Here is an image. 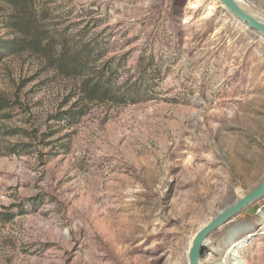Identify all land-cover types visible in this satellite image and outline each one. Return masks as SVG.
Here are the masks:
<instances>
[{"label": "rangeland", "instance_id": "1", "mask_svg": "<svg viewBox=\"0 0 264 264\" xmlns=\"http://www.w3.org/2000/svg\"><path fill=\"white\" fill-rule=\"evenodd\" d=\"M237 1L264 22V0ZM30 3L0 0V41L22 45L0 63V264H189L198 232L264 181V37L220 0ZM72 40L118 84L153 57L147 100L89 101L54 66ZM233 250L264 264V199L202 263Z\"/></svg>", "mask_w": 264, "mask_h": 264}, {"label": "trees", "instance_id": "2", "mask_svg": "<svg viewBox=\"0 0 264 264\" xmlns=\"http://www.w3.org/2000/svg\"><path fill=\"white\" fill-rule=\"evenodd\" d=\"M8 4L21 8L22 13L29 12L30 0H2ZM20 27H27L33 23L32 17L16 22ZM24 46V45H23ZM57 55L53 57L54 66L66 77L82 78V90L86 93L89 101H103L113 103H137L147 100L150 96L151 85L158 79L153 70L154 58H150L149 67L143 70L135 81H126L118 84L120 79L119 70L114 67H105L101 70H90L91 55L98 49L93 41L84 42L72 40L63 41L58 45ZM22 48L19 40L0 41V63L8 55H14Z\"/></svg>", "mask_w": 264, "mask_h": 264}, {"label": "water", "instance_id": "3", "mask_svg": "<svg viewBox=\"0 0 264 264\" xmlns=\"http://www.w3.org/2000/svg\"><path fill=\"white\" fill-rule=\"evenodd\" d=\"M230 14L247 26L250 30L256 31L264 37V22L248 13L237 0H220ZM264 199V181L254 190L245 194L234 205L224 210L219 216L204 226L193 240L189 251V264H202L205 250L210 235L217 229L223 227L243 210Z\"/></svg>", "mask_w": 264, "mask_h": 264}, {"label": "bare ground", "instance_id": "4", "mask_svg": "<svg viewBox=\"0 0 264 264\" xmlns=\"http://www.w3.org/2000/svg\"><path fill=\"white\" fill-rule=\"evenodd\" d=\"M249 13V12H248ZM239 197V196H238ZM240 199V198H239ZM231 207V206H230ZM230 241V240H229ZM238 259V255L233 251L229 252L227 255V260L224 264H245L242 260H236ZM203 264V263H202Z\"/></svg>", "mask_w": 264, "mask_h": 264}]
</instances>
